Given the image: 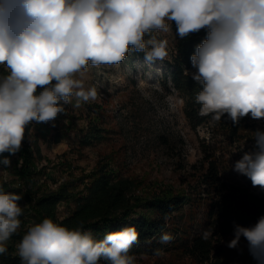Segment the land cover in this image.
<instances>
[{"label":"clouds","instance_id":"obj_1","mask_svg":"<svg viewBox=\"0 0 264 264\" xmlns=\"http://www.w3.org/2000/svg\"><path fill=\"white\" fill-rule=\"evenodd\" d=\"M169 21L180 39L207 30L190 56L196 71L185 70L201 86L199 115L219 122L227 114L233 125L246 116L264 120V0H0V65L7 72L0 75L3 169L11 167L31 122L55 121L73 98L74 108L96 100V86L86 87L89 65H117L130 51L144 53L147 63L163 61L168 40L152 33L171 31ZM252 139L255 151L244 152L233 170L264 190V130ZM22 198L0 186V256L21 226ZM213 232L209 226L201 238ZM173 238L165 232L158 242ZM242 238L256 264H264V216L248 227L234 225L227 247L238 249ZM138 242L135 226L96 239L82 224L70 229L44 218L28 227L16 255L20 264H136L129 252Z\"/></svg>","mask_w":264,"mask_h":264},{"label":"rangeland","instance_id":"obj_2","mask_svg":"<svg viewBox=\"0 0 264 264\" xmlns=\"http://www.w3.org/2000/svg\"><path fill=\"white\" fill-rule=\"evenodd\" d=\"M152 35L167 39L168 53L172 51L175 42L172 30L167 33L157 31ZM163 61L147 63L144 53L130 51L117 65H89L86 87L95 85L97 98L82 102L80 108L73 107V98L72 104L65 105L64 113L47 123L50 133L59 131L58 142L36 134L35 121L28 125L25 140L35 149L30 169L38 170V173L26 183L13 168L5 170L0 165V179L22 189L20 206L23 211L19 229L23 235L39 219L32 206L39 194L54 190L64 182L71 184L67 186L70 194L78 193L88 183V175L101 163H106L115 173V180H128L131 196L138 199L186 190L187 182L191 181L189 166L199 158V141L207 134L204 127L192 129L188 125L182 99L177 93L164 89L161 81ZM244 121V131L250 138L248 143L255 151L253 132L258 128L264 130V120L246 116ZM92 125L100 129L102 137L89 143L81 142V135L92 131ZM11 158L17 159L16 165L20 168L22 159L16 154ZM73 206L72 198H67L57 202L55 208L61 217ZM202 219L201 207L185 204L174 211L167 219L164 231L171 234L173 240L156 245L153 252L141 249L133 254L136 264H195L182 253L179 245L198 231ZM190 221L193 223L189 228ZM231 239L233 235L229 234L220 242L224 260L229 264H256L249 254L247 242L242 238L238 249H230L227 243ZM20 240L14 243L15 252ZM157 249L160 250L158 253Z\"/></svg>","mask_w":264,"mask_h":264},{"label":"trees","instance_id":"obj_3","mask_svg":"<svg viewBox=\"0 0 264 264\" xmlns=\"http://www.w3.org/2000/svg\"><path fill=\"white\" fill-rule=\"evenodd\" d=\"M169 25L175 34V22L169 21ZM206 34L207 30L201 29L184 39L175 36L172 51L163 61L165 67L161 75L164 89L177 93L182 99V110L188 125L192 129L204 127L207 134L199 141V158L189 166L191 181L187 182L186 190L138 199L131 196L128 180H115V173L106 163H101L88 175L89 181L84 184L82 191L70 194L68 189L71 184L64 182L54 190L39 194L32 204L39 217L36 223L51 218L70 229L82 224L83 230L90 231L96 239H102L108 232L135 226L139 232V242L130 249L129 254L133 255L141 249L153 252L155 246L160 245L159 238L166 229L165 216L170 218L174 211L189 204L190 207L202 208L203 219L198 231L179 245L182 253L195 264H229L222 257L220 242L226 235H233L234 225L248 227L254 225L260 216H264V190L253 187L247 177L233 170L235 162L241 159L244 152L254 151L244 131V117L238 125H233L227 114L219 122H212L211 114L199 115L201 105L196 103L195 97L201 86L191 75L185 74V70L189 73L196 71L191 65L190 56L206 38ZM5 74L6 69L0 65V75ZM35 129L36 134L50 138L52 142H58L61 138L57 130L50 133L47 123H36ZM91 129L81 135V142L89 143L92 139L102 137L100 129L93 125ZM27 130L28 126L25 132ZM25 139L26 135L21 150L16 153L22 159L21 167L17 168V159L13 160L11 156L10 168L27 183L38 170L30 169L35 149L30 148L31 145ZM28 174H31L29 178ZM0 186L5 191L22 195L20 187L12 186L4 179H0ZM67 198H72L74 206L59 217L55 205ZM21 201H18L19 205ZM192 223L188 222L189 228ZM209 226L214 227L213 237L205 241L201 233ZM22 236L21 229L13 234L6 245L8 252L0 256V264H20L14 243ZM99 264L106 262L101 260Z\"/></svg>","mask_w":264,"mask_h":264}]
</instances>
